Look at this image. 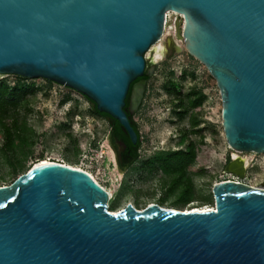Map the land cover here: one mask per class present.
Masks as SVG:
<instances>
[{
    "label": "water",
    "instance_id": "1",
    "mask_svg": "<svg viewBox=\"0 0 264 264\" xmlns=\"http://www.w3.org/2000/svg\"><path fill=\"white\" fill-rule=\"evenodd\" d=\"M170 11L217 81L230 146L264 152V0H0V73L77 89L135 142L126 97L132 88L131 110L142 102L147 79L138 78L156 69L145 53ZM241 157L227 170L244 173ZM213 192L207 210L115 211L87 170L34 163L0 185V264H264V187L224 179Z\"/></svg>",
    "mask_w": 264,
    "mask_h": 264
},
{
    "label": "rangeland",
    "instance_id": "2",
    "mask_svg": "<svg viewBox=\"0 0 264 264\" xmlns=\"http://www.w3.org/2000/svg\"><path fill=\"white\" fill-rule=\"evenodd\" d=\"M183 24V15L170 11L157 42L163 47L162 55L156 56V44L145 53L147 60L156 61V69L147 80L135 115L142 137L141 156L126 172L116 162L106 118L92 110L83 93L42 76L0 73V79L27 88L25 99L12 113L29 127L8 152L2 147L0 130V185L11 183L43 158L92 173L111 193L109 205L115 211L128 203L143 209L153 202L180 209L212 208L216 204L214 184L229 178L264 187V152L239 151L228 143L220 88L208 67L178 36ZM198 95H204V100L194 107L192 100ZM189 143L196 150L186 178L193 184L192 200L175 204L185 183L173 188L176 174L165 170L158 158L187 149ZM235 154L246 158L242 174L227 170Z\"/></svg>",
    "mask_w": 264,
    "mask_h": 264
},
{
    "label": "trees",
    "instance_id": "3",
    "mask_svg": "<svg viewBox=\"0 0 264 264\" xmlns=\"http://www.w3.org/2000/svg\"><path fill=\"white\" fill-rule=\"evenodd\" d=\"M140 78H146L148 80L150 76L144 74L138 79ZM27 92L28 90L24 85H11L6 80L0 79V130L3 137L2 147L6 152L10 151L11 148H13V145L18 138H22V132L24 130L26 131L27 128L29 129L26 120H19L12 113V109L17 108L25 99ZM85 96L89 99L87 95ZM203 100L204 95H198L192 100V105L194 107L198 106L202 103ZM91 108L96 113L102 116H109L116 125V131L120 136H123V126L118 119L112 117L105 111L93 108L92 106ZM125 108L128 112L133 126L136 127V123L133 121V118L131 117L126 105ZM125 139L128 142H132L131 138L129 137H125ZM195 157V147L192 143H189L187 149L173 150L167 155L158 158V160H160V165L165 170L176 174L171 181V183L173 184V188L178 186L180 188L185 183V185L182 186L180 195L175 204L183 205L192 200L193 184L191 182V179L186 178H188L187 169L193 163ZM41 160L44 159L42 158Z\"/></svg>",
    "mask_w": 264,
    "mask_h": 264
},
{
    "label": "flooded vegetation",
    "instance_id": "4",
    "mask_svg": "<svg viewBox=\"0 0 264 264\" xmlns=\"http://www.w3.org/2000/svg\"><path fill=\"white\" fill-rule=\"evenodd\" d=\"M140 79H142V78H140ZM131 95H132V88H130V90L127 94L126 106H127V109L129 111L131 117L133 118V121L136 123L135 129L138 133L137 141L128 142L125 139V137L130 138V136H129L128 132L124 129V127H122L123 136H120L119 133L116 131V125L114 124L113 120L109 116H104L106 118L108 126H109V130H108L109 140L111 141V143L113 144V146L115 148L116 162H117L119 168L121 170H124V172H126L135 162H137L141 156L140 147H141L142 137H141V134L139 131V126H138L137 121L135 119V115H136V113H137L142 102L140 103L139 107L136 110H131V108H130Z\"/></svg>",
    "mask_w": 264,
    "mask_h": 264
},
{
    "label": "bare ground",
    "instance_id": "5",
    "mask_svg": "<svg viewBox=\"0 0 264 264\" xmlns=\"http://www.w3.org/2000/svg\"><path fill=\"white\" fill-rule=\"evenodd\" d=\"M174 12H176V11H174ZM179 13V12H178ZM166 20H167V18H166ZM156 45L154 46V51H155V53H156V56H161L162 55V51H163V47H162V45H158L157 44V42L155 43ZM205 64V63H204ZM206 65V64H205ZM235 157H240V156H236V154H235ZM242 158V157H241ZM242 160H243V164H244V166H246L245 165V162H246V158H242ZM48 161H50V160H40V161H38V162H48ZM37 162V163H38ZM90 173V172H89ZM92 174V173H91ZM93 175V174H92ZM94 176V175H93ZM95 177V176H94ZM96 178V177H95ZM97 179V178H96ZM97 181H98V179H97ZM100 183V182H99ZM101 184V183H100ZM103 186V185H102ZM104 187V186H103ZM105 188V187H104ZM106 189V188H105ZM107 190V189H106ZM108 191V190H107ZM109 192V191H108ZM109 195H110V197H111V193L109 192ZM212 208H215V207H212ZM211 207H208V206H206V207H193V210H207V209H212Z\"/></svg>",
    "mask_w": 264,
    "mask_h": 264
},
{
    "label": "built area",
    "instance_id": "6",
    "mask_svg": "<svg viewBox=\"0 0 264 264\" xmlns=\"http://www.w3.org/2000/svg\"><path fill=\"white\" fill-rule=\"evenodd\" d=\"M167 18V17H166ZM232 179H234V180H239V179H237V178H232Z\"/></svg>",
    "mask_w": 264,
    "mask_h": 264
}]
</instances>
